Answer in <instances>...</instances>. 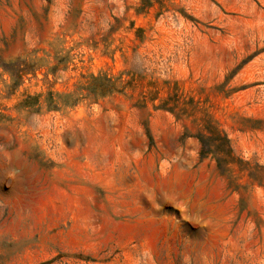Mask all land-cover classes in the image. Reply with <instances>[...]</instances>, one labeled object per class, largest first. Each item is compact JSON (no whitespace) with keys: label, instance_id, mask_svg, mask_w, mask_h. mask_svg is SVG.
<instances>
[{"label":"rangeland","instance_id":"374dc122","mask_svg":"<svg viewBox=\"0 0 264 264\" xmlns=\"http://www.w3.org/2000/svg\"><path fill=\"white\" fill-rule=\"evenodd\" d=\"M0 264H264V0H0Z\"/></svg>","mask_w":264,"mask_h":264},{"label":"trees","instance_id":"16d2710c","mask_svg":"<svg viewBox=\"0 0 264 264\" xmlns=\"http://www.w3.org/2000/svg\"><path fill=\"white\" fill-rule=\"evenodd\" d=\"M194 137L199 141V158H213L221 174H224L228 165L233 163L238 164L240 169H250L248 161L234 157L231 141L227 134L211 124L210 121L203 124ZM248 173L250 177H254L253 171L249 170Z\"/></svg>","mask_w":264,"mask_h":264}]
</instances>
